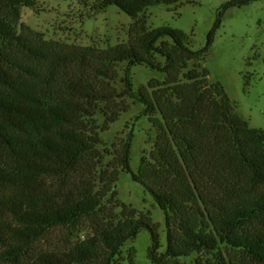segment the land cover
Instances as JSON below:
<instances>
[{
	"label": "trees",
	"instance_id": "1",
	"mask_svg": "<svg viewBox=\"0 0 264 264\" xmlns=\"http://www.w3.org/2000/svg\"><path fill=\"white\" fill-rule=\"evenodd\" d=\"M246 1L230 0L224 8ZM177 2L98 0L96 9L116 5L135 19L152 5ZM35 4L0 0V264H115L125 243L145 229L152 264L203 251L211 253L210 264H264V129L250 127L205 65L223 11L202 48L165 25L143 27L134 41L106 49L65 48L19 32L21 7ZM123 61L168 75L135 91L128 70L123 93L144 104L158 134L154 163L144 157L134 171L132 137L121 156L123 169L164 213L166 249L160 251L154 226L130 217L67 250L35 254L51 227L73 225L102 203L103 195L74 183L73 174L98 143L91 117L103 113L109 124L120 114L108 109L115 95L101 78H114L112 68ZM191 61L195 67L182 79L180 70ZM195 201L204 211H196Z\"/></svg>",
	"mask_w": 264,
	"mask_h": 264
},
{
	"label": "rangeland",
	"instance_id": "2",
	"mask_svg": "<svg viewBox=\"0 0 264 264\" xmlns=\"http://www.w3.org/2000/svg\"><path fill=\"white\" fill-rule=\"evenodd\" d=\"M228 1L179 0L172 4L160 3L148 7L133 19L116 5L99 11L96 9L98 0H36L34 6L21 7L22 18L18 30L28 36L37 33L43 39L55 41L65 48L106 49L134 41L144 28L165 25L182 29L189 43L197 49L206 45L208 33L219 12L223 11L222 22L205 65L211 81L223 85L236 110L250 127L264 129V0H247L224 8ZM136 23L139 25L135 26ZM164 42L169 44V38ZM158 57L163 61L161 56ZM194 67L193 62H189L187 67L180 70V77L184 79V73ZM128 70L135 91L147 86L154 78L164 81L168 76L146 65L132 66L128 61H123L112 68L114 78H101L105 90L115 95L108 109L120 111V114L109 124H106L103 113L90 116L98 143L84 158L83 168L73 174V182L89 186L93 193L102 194V203L97 210L82 216L73 225L51 227L34 245L35 254L67 250L94 231L130 217L154 226L160 233L163 245L160 251H165L167 233L163 211L152 194L122 167L121 156L130 137L134 171L139 170L144 157L154 163L150 154L153 139L158 134L153 118L144 115V104L123 93ZM183 204L191 210V203ZM194 205L196 211H204L201 201H195ZM151 243L149 231L141 230L136 238L125 243L115 264H152L147 255ZM211 259V253L203 251L177 260L168 259L164 264L214 263Z\"/></svg>",
	"mask_w": 264,
	"mask_h": 264
}]
</instances>
